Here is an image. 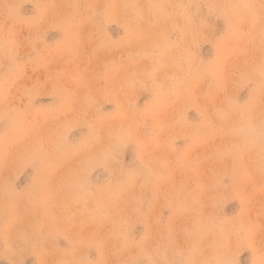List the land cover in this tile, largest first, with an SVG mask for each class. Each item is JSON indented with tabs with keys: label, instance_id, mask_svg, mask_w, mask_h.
Listing matches in <instances>:
<instances>
[{
	"label": "rangeland",
	"instance_id": "374dc122",
	"mask_svg": "<svg viewBox=\"0 0 264 264\" xmlns=\"http://www.w3.org/2000/svg\"><path fill=\"white\" fill-rule=\"evenodd\" d=\"M0 264H264V0H0Z\"/></svg>",
	"mask_w": 264,
	"mask_h": 264
}]
</instances>
